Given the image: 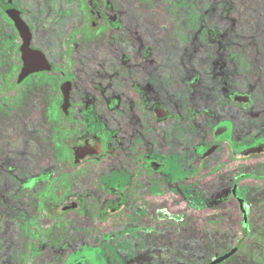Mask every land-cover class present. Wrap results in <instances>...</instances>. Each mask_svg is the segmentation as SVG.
I'll return each instance as SVG.
<instances>
[{"label":"flooded vegetation","instance_id":"obj_1","mask_svg":"<svg viewBox=\"0 0 264 264\" xmlns=\"http://www.w3.org/2000/svg\"><path fill=\"white\" fill-rule=\"evenodd\" d=\"M35 1L0 0V264H264V40L224 52L195 0L159 3L193 9L179 38L130 0H41L35 43Z\"/></svg>","mask_w":264,"mask_h":264},{"label":"rangeland","instance_id":"obj_2","mask_svg":"<svg viewBox=\"0 0 264 264\" xmlns=\"http://www.w3.org/2000/svg\"><path fill=\"white\" fill-rule=\"evenodd\" d=\"M125 2L126 0L121 4L119 2H114L117 6L115 8L124 12L122 6L123 4H126ZM160 2L161 0L148 2L144 0H130L127 3L130 5V9L134 4H138L136 5L138 7V15L146 16L149 19L156 21L157 27L163 35L179 38L180 35H182V27L178 28V25L181 24L187 25L189 34L197 31L195 30V24L189 19V17L191 18L193 9H190L189 7L188 11L179 10L173 15L168 16L166 14L169 13L166 12L164 6L159 4ZM194 6L201 9L202 12L200 13V17H205V14H207V16L213 20L212 23L216 24L217 28H221L222 37L220 39V44L221 46H224L225 49L221 48L222 50H225L224 52L234 49V46L236 45H240L245 49V40L249 38L248 35L260 36L259 38L264 40V3L262 0H195ZM24 8L26 9V18L33 25L34 37L36 39L35 43L43 40L51 43L54 38V26L55 24L58 25L57 21L59 20H53V17H55L54 10L48 9L47 6L43 5V1L41 0H36L34 4H28ZM163 18H165V21ZM183 21L186 23L183 24ZM196 36L199 37L196 40L197 42L203 40L199 31L196 33ZM197 42L194 41V46ZM258 46V49L264 51V45L263 47L261 45ZM234 51H236V49H234ZM223 60L225 62L223 67V81L226 84V90L233 91L235 88L231 87L232 85H229V83L233 78V75L230 73L234 69L228 58H223ZM238 62L239 65L236 73H244L243 66L245 61L238 58ZM207 80H209V83L212 85L218 83L215 78L214 80L207 78ZM193 220H195V218Z\"/></svg>","mask_w":264,"mask_h":264},{"label":"water","instance_id":"obj_3","mask_svg":"<svg viewBox=\"0 0 264 264\" xmlns=\"http://www.w3.org/2000/svg\"><path fill=\"white\" fill-rule=\"evenodd\" d=\"M18 28H19V30H20V32H21V35H22L23 39L25 40L24 48H23V49H24V51L26 52V51H28V50L26 49V47H27V40H28V34H27V30H28V29H27L24 25H22V24H19V25H18ZM28 52H29V60L26 61L25 66H24V71H25V72L34 69V68H33L34 66H31V65L29 64L30 61H33V60H34V59H31V57H32L33 55H32V53H31L30 51H28Z\"/></svg>","mask_w":264,"mask_h":264}]
</instances>
